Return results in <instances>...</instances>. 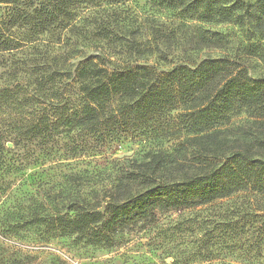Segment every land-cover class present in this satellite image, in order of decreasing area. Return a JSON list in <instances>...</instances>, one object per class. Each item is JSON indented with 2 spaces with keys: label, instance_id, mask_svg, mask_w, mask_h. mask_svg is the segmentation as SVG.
<instances>
[{
  "label": "rangeland",
  "instance_id": "obj_1",
  "mask_svg": "<svg viewBox=\"0 0 264 264\" xmlns=\"http://www.w3.org/2000/svg\"><path fill=\"white\" fill-rule=\"evenodd\" d=\"M244 2V17L226 22L185 12L176 17L150 0L139 1L140 21L150 15L170 41L158 47L141 36L144 48L135 63L166 73L178 63L228 55L253 77H264V16L257 0ZM44 4L0 0V17L11 20L8 29L17 39L0 52V87L12 90L4 105L9 113L0 118V264H264L259 225L252 217L242 221L243 211H255L254 205L264 214L262 195L243 191L189 208L157 206L146 216L118 210L127 196L146 189L149 179H164L174 168L190 170L181 105L132 119L102 137L68 126L39 137L23 133L25 124L42 116L59 121L81 96L69 87V77L55 74L52 56L63 52V37L49 22L38 24L45 19ZM207 35V44L199 41ZM240 115L228 124L235 132L228 137L234 140L246 130L259 156L263 150L255 136L263 127L243 111ZM160 151L177 164L148 171L143 164ZM94 208H103L99 219L77 224Z\"/></svg>",
  "mask_w": 264,
  "mask_h": 264
},
{
  "label": "trees",
  "instance_id": "obj_2",
  "mask_svg": "<svg viewBox=\"0 0 264 264\" xmlns=\"http://www.w3.org/2000/svg\"><path fill=\"white\" fill-rule=\"evenodd\" d=\"M139 1L44 0L47 6L40 12L45 19L42 17L38 24L49 22L63 37L59 48L63 52L52 56L55 74L69 77V87H77L81 96L79 103L71 105V112L60 114L59 121L51 123L48 116H42L38 122L25 124L23 133L39 137L68 126L102 137L129 125L132 119H149L181 105L186 148L192 156L190 170L174 168L164 179H149V186L127 196L118 210L125 215L137 210L138 216H146L152 207L189 208L243 191L264 196V77H253L247 66L228 55L208 57L191 65L178 63L166 73L135 63L144 48L141 36L147 35L158 47L170 41L168 34L156 29L157 20L150 15L140 21L141 11L136 9ZM150 1L176 17L183 12L226 22L244 17V0ZM257 2L264 16V0ZM10 23L0 17V52L17 42L8 29ZM214 37V41H222ZM198 39L207 44L210 37ZM71 59L75 61L70 65ZM11 91L8 86L0 87V118L9 113L4 105L12 97ZM242 111L263 127L255 136V143L263 150L259 156L253 152L246 130L242 129L234 140L228 137L235 133L228 124ZM170 163L177 164V160L160 151L143 165L148 171L159 172ZM254 208L243 211L242 221L244 224L252 217V222L259 225L255 227L260 244L264 242V214L259 212L261 207ZM92 210L82 213L77 224L85 225L103 215L99 208Z\"/></svg>",
  "mask_w": 264,
  "mask_h": 264
},
{
  "label": "water",
  "instance_id": "obj_3",
  "mask_svg": "<svg viewBox=\"0 0 264 264\" xmlns=\"http://www.w3.org/2000/svg\"><path fill=\"white\" fill-rule=\"evenodd\" d=\"M99 211H103V208L99 209Z\"/></svg>",
  "mask_w": 264,
  "mask_h": 264
}]
</instances>
